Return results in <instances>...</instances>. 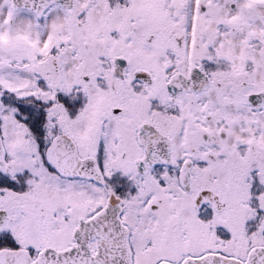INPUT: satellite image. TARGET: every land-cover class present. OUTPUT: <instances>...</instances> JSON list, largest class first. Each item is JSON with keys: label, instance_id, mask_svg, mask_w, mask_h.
<instances>
[{"label": "snow or ice", "instance_id": "6c2138e0", "mask_svg": "<svg viewBox=\"0 0 264 264\" xmlns=\"http://www.w3.org/2000/svg\"><path fill=\"white\" fill-rule=\"evenodd\" d=\"M0 264H264V0H0Z\"/></svg>", "mask_w": 264, "mask_h": 264}]
</instances>
